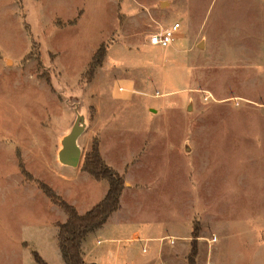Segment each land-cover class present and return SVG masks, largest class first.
Listing matches in <instances>:
<instances>
[{
  "label": "rangeland",
  "instance_id": "374dc122",
  "mask_svg": "<svg viewBox=\"0 0 264 264\" xmlns=\"http://www.w3.org/2000/svg\"><path fill=\"white\" fill-rule=\"evenodd\" d=\"M174 23L170 47L148 44ZM75 122L114 168L139 148L130 178L152 187L123 203H141L131 219L155 238L175 236L173 250L122 238L118 264H188L181 237L198 216L216 234L195 264H264V0H0V264L54 262L56 207L16 151L62 197L54 151Z\"/></svg>",
  "mask_w": 264,
  "mask_h": 264
},
{
  "label": "crops",
  "instance_id": "0c3cea01",
  "mask_svg": "<svg viewBox=\"0 0 264 264\" xmlns=\"http://www.w3.org/2000/svg\"><path fill=\"white\" fill-rule=\"evenodd\" d=\"M77 126V123L73 125L71 128L70 132H63L59 137L57 141V145L54 151V160L57 166L56 169V180L60 181L61 188L63 189V192L59 193L61 196L66 200H64L66 203L74 207L76 212L80 215L85 214L87 211H89L91 208H93L96 204H98L106 195L107 190H108V183L107 181H96L92 176L87 174L86 172H83L81 170V165H82V159L83 156L86 152H88L91 148V143H92V138L89 141L90 143L87 144V146L84 147V144H80V138L82 137L83 132H79L76 140H75V147L77 149V161L76 164L74 165H69L67 163H63L60 161V154L63 151V141L64 139L72 132L73 128ZM114 134H119L118 132H112L111 136ZM101 137V136H100ZM83 145V146H82ZM83 149V150H82ZM99 150L102 159L104 162L112 167L115 171L118 173L122 174L124 176L125 180V187L122 190V193L119 198L120 202V208L116 212H113L106 222L103 224V226L97 230H94L93 232L89 233L84 240L81 243L80 249H81V254H82V259L85 263L87 264H118V253H115L117 250H119V247H115L114 249V254L113 252V244L114 242L118 244L124 239V241H128L130 243H143V245H146L148 242H154V241H159L161 242L163 239L170 238L173 239L175 236L173 235H167L164 237L160 238H155L156 233L153 232V227L154 225L152 223H144V222H135L137 221L136 219H131L133 218L131 216V213L135 211V209L138 206H134L131 208V205L127 203L124 204L123 201L126 198H129L130 200L132 198H137L139 201V196L146 194V192H150L151 185L150 184H143V183H138L136 180L133 178H130V175L133 171V168H135V165L137 162L141 161L142 155L138 156L139 148L132 153V156L128 159V161L124 162L122 165H120V168H114L112 165V162H110V154L107 153L105 154L104 152L101 151V138H99ZM65 158V154H64ZM67 158V155H66ZM112 161V160H111ZM95 182V183H93ZM97 182V183H96ZM104 184V185H103ZM97 187V191L95 195L91 194L88 192L90 190V187ZM91 191V190H90ZM61 197V198H62ZM62 198V199H63ZM51 206H54L51 204ZM142 206V205H141ZM56 207V219L50 224L52 233L50 235L51 239V245L49 247L47 254L54 260V262L51 261V264H65L64 260L62 259L61 252L59 249V243H58V228L55 226L57 223H65L67 220V216L64 213L63 210L60 208ZM140 207V206H139ZM199 222L201 225V230L200 234L197 240V247L198 251L200 250V246L204 247L206 245L207 247V253L206 257L208 256L209 253H211V248L213 250V245L210 236H212V233L214 235L216 234L212 229L210 231L209 229L205 228V222L203 221V218L198 216ZM191 223H187L188 225L191 226L190 233L188 236L181 237L182 239H185L188 243H190V235L192 231V218H190ZM184 232L188 233V230L185 228ZM172 233V232H170ZM111 235V237L106 238L107 235ZM112 235L114 237L112 238ZM187 235V234H186ZM105 237V238H104ZM126 237V238H124ZM40 244L44 243V235L40 236ZM218 241V240H217ZM216 241V242H217ZM107 243V244H104ZM104 244L103 247L101 245ZM175 243H170L168 242V245L171 246V250H173V245ZM44 247V245H42ZM155 249V248H154ZM160 251L159 249H157ZM183 250L185 253L183 254V257L185 256L187 258L188 253L186 254V251H188V247L184 246ZM143 252H146V249H142ZM101 255L104 257L102 260H99ZM161 253V252H160ZM173 256L178 257L177 252H172ZM213 255V253H212ZM113 256V260H110L109 257ZM207 259V258H206ZM143 261L141 264H149V262ZM201 261V263H200ZM199 261V255L197 257V264H210L207 262V260L200 259ZM162 262V261H161ZM160 262V264H162Z\"/></svg>",
  "mask_w": 264,
  "mask_h": 264
},
{
  "label": "trees",
  "instance_id": "16d2710c",
  "mask_svg": "<svg viewBox=\"0 0 264 264\" xmlns=\"http://www.w3.org/2000/svg\"><path fill=\"white\" fill-rule=\"evenodd\" d=\"M74 23L75 20H72L67 22L66 25L70 26ZM57 25L63 27L60 24ZM28 55L26 57H28ZM103 56L104 52L101 51V49L96 51L86 73L87 79L92 78L94 70L100 66ZM16 155L18 170L24 177V180L36 185L48 200L53 205L63 210L67 216L65 223L55 224L58 228L59 249L65 264H87L82 259L80 249L81 243L89 233L101 228L113 212L119 210V198L125 187L124 176L104 162L99 150V140L97 137H94L90 150L83 156L81 170L92 176L96 181H107L108 190L105 197L98 204L85 214L80 215L76 212L74 207L66 203L60 196L56 195L49 186L34 180L25 170L19 151H16ZM199 230L200 227L198 223L194 222L190 235V250L187 256L188 264H195ZM33 257L37 264H47L36 252H33Z\"/></svg>",
  "mask_w": 264,
  "mask_h": 264
},
{
  "label": "built area",
  "instance_id": "2783aa9c",
  "mask_svg": "<svg viewBox=\"0 0 264 264\" xmlns=\"http://www.w3.org/2000/svg\"><path fill=\"white\" fill-rule=\"evenodd\" d=\"M179 32L180 25L178 23H174L170 27L163 29L161 32L151 35L148 38V44L150 46L166 49L170 47L172 43L177 39ZM122 90L123 88L120 87L119 91ZM170 243H173L172 240H170Z\"/></svg>",
  "mask_w": 264,
  "mask_h": 264
},
{
  "label": "water",
  "instance_id": "95a60500",
  "mask_svg": "<svg viewBox=\"0 0 264 264\" xmlns=\"http://www.w3.org/2000/svg\"><path fill=\"white\" fill-rule=\"evenodd\" d=\"M79 134L78 126H75L72 132L63 141V151L60 154V161L69 165L76 164L77 149L75 147V140ZM65 154V158H64ZM67 155V158H66Z\"/></svg>",
  "mask_w": 264,
  "mask_h": 264
}]
</instances>
